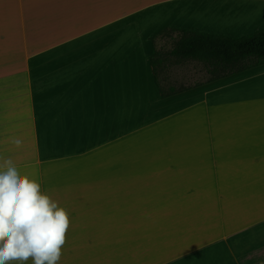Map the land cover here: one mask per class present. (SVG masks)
<instances>
[{"label": "crops", "instance_id": "obj_1", "mask_svg": "<svg viewBox=\"0 0 264 264\" xmlns=\"http://www.w3.org/2000/svg\"><path fill=\"white\" fill-rule=\"evenodd\" d=\"M164 28L237 38L264 0H0V165L67 210L57 264H173L264 226V66L161 99Z\"/></svg>", "mask_w": 264, "mask_h": 264}, {"label": "clouds", "instance_id": "obj_2", "mask_svg": "<svg viewBox=\"0 0 264 264\" xmlns=\"http://www.w3.org/2000/svg\"><path fill=\"white\" fill-rule=\"evenodd\" d=\"M69 223L67 210L36 179L21 175L10 159L0 165V264H57Z\"/></svg>", "mask_w": 264, "mask_h": 264}, {"label": "trees", "instance_id": "obj_3", "mask_svg": "<svg viewBox=\"0 0 264 264\" xmlns=\"http://www.w3.org/2000/svg\"><path fill=\"white\" fill-rule=\"evenodd\" d=\"M171 49L165 54L156 49L157 38L171 37ZM155 46L150 56V64L159 88L161 99L168 98L193 87L176 90L162 88L158 73L167 57L178 62H196L202 64L208 75L206 83L236 76L248 70L264 66V28L248 35L233 38L215 34L194 32L184 29L164 28L149 38ZM200 84H196L198 86Z\"/></svg>", "mask_w": 264, "mask_h": 264}, {"label": "rangeland", "instance_id": "obj_4", "mask_svg": "<svg viewBox=\"0 0 264 264\" xmlns=\"http://www.w3.org/2000/svg\"><path fill=\"white\" fill-rule=\"evenodd\" d=\"M250 33H253L252 30H248L246 35ZM174 39L175 34L171 37L157 38L156 49L165 54L171 49ZM208 78L202 64L196 62L176 63V60L171 57H167L158 73L159 84L165 90H168L169 87L176 90L193 87L196 84L204 83ZM173 264H264V226L256 228L247 236H242L235 243L220 245L201 255L182 259Z\"/></svg>", "mask_w": 264, "mask_h": 264}]
</instances>
